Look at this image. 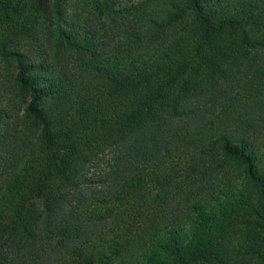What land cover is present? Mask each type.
<instances>
[{"label": "trees", "instance_id": "trees-1", "mask_svg": "<svg viewBox=\"0 0 264 264\" xmlns=\"http://www.w3.org/2000/svg\"><path fill=\"white\" fill-rule=\"evenodd\" d=\"M0 264H264V0H0Z\"/></svg>", "mask_w": 264, "mask_h": 264}]
</instances>
